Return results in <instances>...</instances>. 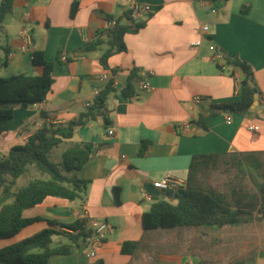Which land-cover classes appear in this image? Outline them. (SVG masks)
Masks as SVG:
<instances>
[{"label":"crops","instance_id":"crops-1","mask_svg":"<svg viewBox=\"0 0 264 264\" xmlns=\"http://www.w3.org/2000/svg\"><path fill=\"white\" fill-rule=\"evenodd\" d=\"M74 1L77 10L71 16ZM133 1L149 5L151 12L143 27L124 35L125 51L111 54L108 68H103L99 57L105 45L75 52L104 31L107 16L127 23L128 0H13L0 25V77L39 73L31 62L35 50L49 61L61 53L76 57L61 65L55 62L53 82L42 102L14 108L8 130L0 135V157L44 123L61 124L69 132L67 124L87 111L85 102L93 104V88L105 87L97 80L102 73L111 74L119 87L107 95L95 118L71 130L67 142L93 147L90 159L76 172L89 180L83 197L70 201L47 196L22 213L41 219L3 243L39 232L49 226L47 220L67 225L86 214L111 227L95 245V257L80 246L50 257L49 264H264V221L169 228H144L141 222L152 203L176 202V192L169 196V190L153 185L166 175L184 180L186 186L212 189L232 208L257 210V186L264 181V0ZM203 25L207 31L195 45ZM210 45L222 53L221 59H212ZM233 57L254 71L256 108L247 116L217 110L204 129L199 114L240 98L242 73L229 61ZM133 68L150 89L140 90L136 82L135 95L126 96L121 89ZM194 96L201 102L194 103ZM142 141L148 147L140 155ZM224 164L230 169L226 176H204L207 169ZM12 184L11 191L17 190ZM124 241L137 242L131 254L121 253Z\"/></svg>","mask_w":264,"mask_h":264},{"label":"trees","instance_id":"trees-1","mask_svg":"<svg viewBox=\"0 0 264 264\" xmlns=\"http://www.w3.org/2000/svg\"><path fill=\"white\" fill-rule=\"evenodd\" d=\"M13 0H0V25L7 14L12 11ZM77 10V2L70 6V15ZM127 23L115 19L113 27L99 33L95 38L84 42L75 53H87L105 45L106 49L99 57L103 68H108V57L113 53L125 51L124 35L135 33L143 27L146 21H138L130 17V11L124 13ZM112 19L107 16L106 21ZM105 35V37H103ZM62 54V53H61ZM58 55L55 61L44 58L43 52L31 53L32 65L39 67L40 72L34 75L18 73L8 77H0V135L8 130V123L13 119L14 108L26 109L28 106L42 102L53 82L52 70L55 62L59 65L71 61ZM239 67L242 78L238 84L240 98L237 101L211 105L208 113L199 114L198 122L204 129L210 116L219 111H228L240 116L252 112L254 92L257 89L254 71L251 66L234 57L229 59ZM112 71L115 72L114 69ZM135 68L131 69L126 85L121 89L126 96L135 95L134 85L141 79ZM111 82L107 83L95 97L92 106L81 113L75 120L69 122V132L62 131L61 124L44 123L35 129L23 143L11 146L6 155L0 157V239L10 238L26 225L40 220V217H24L23 211L40 204L47 196H56L67 200L83 197L89 180L80 178L76 172L90 159L93 147L88 142H73L61 154V167L49 159L52 148L72 136L74 127L84 125L89 119L101 112L107 95L114 90ZM148 147L147 141H142L139 154L143 155ZM212 156V155H210ZM29 166L45 175L28 182L15 191H11L12 180L28 172ZM11 177V181H8ZM259 206L255 213L251 210L230 207L220 193L202 187L186 188L175 193L176 202L159 200L151 204L148 212L141 217L144 228H169L183 225H216L249 223L264 221V181L257 186ZM117 197V189H114ZM11 201L8 202V200ZM49 226L22 240L0 248V264H49L50 257L66 255L73 248L84 247L92 236L83 219H76L67 225L54 220H47ZM61 233L68 237V243L51 245L52 236ZM136 241H124L121 253L131 254L136 248Z\"/></svg>","mask_w":264,"mask_h":264},{"label":"built area","instance_id":"built-area-1","mask_svg":"<svg viewBox=\"0 0 264 264\" xmlns=\"http://www.w3.org/2000/svg\"><path fill=\"white\" fill-rule=\"evenodd\" d=\"M128 1H129V9L128 10L130 11V17L132 19H139L143 15H148L151 12V7L149 5L140 4V3H137L133 0H128ZM114 23H115L114 19L107 20L105 23L104 30L113 27ZM207 28H208L207 25H203L201 27V35L196 41H194L195 45H198L201 43V39L203 38V34L206 33ZM209 48L211 50H213V52H214L212 55L213 60H218V59L222 58V53H220L219 51H216L215 47L213 45H210ZM67 56L71 57V59L76 57L75 54L69 56L65 53H62L61 59L63 61H65ZM97 80L102 85H104V84L106 85L107 83L111 82V84L115 88L119 87L118 82L113 78V76L111 74H109L107 72H104L101 75H99L97 77ZM138 85L140 87V90L148 91L150 89L148 81L144 78H141L138 80ZM101 90H102V88H100V87H94L93 88L92 95H93L94 99H95V97H97V95H99ZM192 101L194 103H200L201 97L200 96H194ZM91 105H92V103L90 101L85 102V106L87 108H89ZM229 120H230V117L227 116V122L228 123H229ZM252 128L255 129L257 127L253 126ZM108 133L112 134L113 130H109ZM153 185H154V187H156L158 189L172 190L174 192H177L179 190L186 188V182L184 180L173 177L171 175H166L161 180L153 182ZM81 219H84L86 227H88L92 232L91 238L86 243H84V250H85V253L88 257L93 258V257H95V254H96L95 245L97 243H99L100 241H102L106 237L108 232L111 230V227L106 222L99 223L96 220L89 218L88 216H86V214H84V216L81 217Z\"/></svg>","mask_w":264,"mask_h":264},{"label":"rangeland","instance_id":"rangeland-1","mask_svg":"<svg viewBox=\"0 0 264 264\" xmlns=\"http://www.w3.org/2000/svg\"><path fill=\"white\" fill-rule=\"evenodd\" d=\"M68 141L69 140H64L59 145L52 148V150L49 153V159L53 163H56L59 167H61V165H60L61 154H62L63 150L70 145V143H67ZM31 167L32 166H29V169ZM227 172H230V169H228V167L225 164L224 165H218L217 168L207 169L206 172H204V176L207 177L209 175L212 179H214L215 177H217L218 174L226 176ZM31 173H34L35 175L29 176ZM38 177L45 178L46 176L42 175L40 172L36 171L35 169L33 170V172H27L24 175H21V176L14 179V183L12 184V190H15V189L19 188L20 186L25 185L28 182V180L33 179V178H38ZM25 180H27V181L25 182ZM213 182L215 183V180ZM3 241H6V239H0V248L9 245V243H3ZM68 242H69V239L67 236H65L61 233H57V234H54L52 236L51 245L55 246L58 244L68 243ZM209 247H212V246H209Z\"/></svg>","mask_w":264,"mask_h":264},{"label":"water","instance_id":"water-1","mask_svg":"<svg viewBox=\"0 0 264 264\" xmlns=\"http://www.w3.org/2000/svg\"><path fill=\"white\" fill-rule=\"evenodd\" d=\"M147 18H148L147 15H143L141 18L136 19L135 21H136V22H138V21H144V20H146ZM103 37H105V36H103ZM253 98H254V100H253V103H252V109H255V108H256V100H257V98H258V95H257V92H256V91L254 92V96H253ZM173 192H174V191L169 190V191H167L166 193H167V195L170 196Z\"/></svg>","mask_w":264,"mask_h":264}]
</instances>
